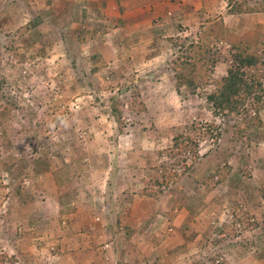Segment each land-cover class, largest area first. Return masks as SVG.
<instances>
[{"label":"rangeland","instance_id":"1","mask_svg":"<svg viewBox=\"0 0 264 264\" xmlns=\"http://www.w3.org/2000/svg\"><path fill=\"white\" fill-rule=\"evenodd\" d=\"M101 1L0 0V107L11 105L0 120V264H104L125 235L144 254L184 210L189 222L171 238L183 249L165 247L159 264H264V108L261 126L235 136L244 123L211 113V86L177 90L167 67L168 38L194 37L214 17L236 33L264 31V11L229 15L226 0H110L99 10ZM190 123L212 128L199 159L154 192L152 167L182 166L157 151ZM224 164L207 188L206 174Z\"/></svg>","mask_w":264,"mask_h":264},{"label":"trees","instance_id":"2","mask_svg":"<svg viewBox=\"0 0 264 264\" xmlns=\"http://www.w3.org/2000/svg\"><path fill=\"white\" fill-rule=\"evenodd\" d=\"M119 5V0H116ZM225 12L227 14H244L264 11V0H226ZM40 19L38 17L26 23L25 28L34 27ZM88 32L79 31L77 38L80 42L86 39ZM171 54L167 60L168 74L173 81L175 89L183 87L188 93H193L199 87L211 86L205 94V101L210 106L211 113L220 117H238L243 126H233L236 136L247 134L249 127H259L262 121L259 110L264 108V31L259 27L245 29L240 33L229 30L220 17L205 20L195 31L194 37H172L167 39ZM91 61L98 59V54L90 56ZM226 63L225 73L218 78H212L213 68L218 64ZM98 66L89 68L91 73ZM139 109H144L143 103H138ZM11 109L6 102L0 107V120ZM111 114L117 129L121 130V109L116 98L109 103ZM199 125L190 123L185 126V132L176 133L171 138L168 147L158 150L157 156L173 158L174 163L182 162L180 171L173 169V164L159 163L152 167L147 176V183L154 186V192L161 187H167L172 181H177L181 174L190 170L199 159L197 145L200 138L210 136L211 125L201 129ZM219 134V132H216ZM189 160V164L184 162ZM173 169V171H171ZM228 169L226 164L206 174L204 184L211 188V184L218 183ZM214 179V180H213ZM18 187V186H16ZM180 187L177 191H180ZM147 195L154 192L142 189ZM18 190L15 189V193ZM20 193V192H19ZM177 197V194H176ZM171 216L168 217L169 219ZM162 235H153L150 240L153 244L159 243ZM0 260H4L0 256ZM116 264H131L116 262ZM195 264V263H194Z\"/></svg>","mask_w":264,"mask_h":264},{"label":"crops","instance_id":"3","mask_svg":"<svg viewBox=\"0 0 264 264\" xmlns=\"http://www.w3.org/2000/svg\"><path fill=\"white\" fill-rule=\"evenodd\" d=\"M90 2H92V0H90ZM97 4H98L97 8L99 10H105V8H106L105 4H107L109 6L110 5V0H106V1L102 0L101 2H99ZM183 9L184 8H182V9L179 8V11L183 10ZM106 14H107V12H106ZM229 15H231V14H229ZM184 213L185 214H181L179 212V214H177L175 216V218L172 220V228L169 230V234L167 235V237H165L161 241V243H159L156 247H150L149 251L147 249V252H144V254L141 251L140 252L138 251L137 253L135 252L136 247H133L134 246L133 243L130 242V239H129L130 236L129 235L122 236L123 238H122L121 242H119V244H118V246L120 248L118 247V250H117L118 253L120 252V255H118V257L116 259H113V260H112V258H110V260H109V257L107 256L108 258L106 260L107 261L106 263L107 264H116L115 263V260H116L117 262L118 261H120V262L123 261V262H129V263H133V264H159V262L157 261L156 258L161 253L166 254L167 253L166 252L167 251L166 248L170 249V252H168V253L171 256H173V254L175 255V254L179 253L178 251L182 250L183 248L180 246V244H178V242H176V241L172 242L171 238H173V234H176L177 232H180L181 228H184L188 224L189 221H187V220H186L187 223H183V220H185L187 218L186 213L188 214V212L186 210H184ZM132 229L133 228H130V229H127V230H129V232H130V230H132ZM148 229H150V226L148 227ZM183 246H184V248H186L185 244ZM161 247H163V248L161 249ZM145 248H148V247L145 246ZM175 249H178V251L172 253L173 250H175ZM123 252H124V254H123ZM166 255H168V254H166ZM88 257L90 258V256H88ZM84 258H81L80 260L81 261H85L86 258H85V260H84ZM19 262L20 261L17 260V261H15L14 264L19 263ZM106 263H104V264H106Z\"/></svg>","mask_w":264,"mask_h":264}]
</instances>
